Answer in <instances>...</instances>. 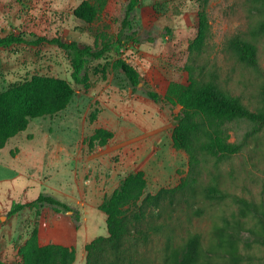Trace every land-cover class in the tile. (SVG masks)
<instances>
[{
  "label": "rangeland",
  "instance_id": "1",
  "mask_svg": "<svg viewBox=\"0 0 264 264\" xmlns=\"http://www.w3.org/2000/svg\"><path fill=\"white\" fill-rule=\"evenodd\" d=\"M81 1L0 0V36L12 33L24 39L0 46V92L33 74L64 78L74 89L65 109L32 118L25 130L0 149V259L6 264H20L18 248L33 229L40 245L71 247L75 251L72 264H86L85 244L107 235L106 215L98 206L123 177L143 170L146 195L174 187L188 171L187 155L171 142L180 106L163 95L170 83H186L188 44L196 33L199 0H136L129 16L132 29L123 25L130 0H90L98 12L89 23L73 14ZM205 10L209 34L199 62L255 110L264 102V31L259 29L264 22V0H207ZM234 37L255 44L256 68L238 61L230 44ZM55 38L93 49L111 45L101 58L86 62L87 88L72 80L69 55L52 41ZM117 58L138 71L140 85L129 83L114 65ZM147 90L158 92L161 99H150ZM97 127L111 130L113 136L105 145L89 148L87 138ZM253 127L242 120L227 125L229 140L245 138L247 145L220 161L217 171L223 187L264 204V126L249 134ZM202 167L199 184L205 172L212 170V162ZM40 194L54 196L71 210L29 205L8 214L13 204L31 202ZM234 203L229 198L211 205L197 200L199 212L194 215L177 198L165 211L170 230L162 234L169 233L175 242L195 230L206 234L211 214L219 215L229 205L238 212ZM239 213L245 227L259 224L257 217ZM218 221L224 225L222 216ZM240 246L257 256L252 264H264V242L256 239ZM162 247L159 239L156 253L147 252L143 264H162V253L156 251ZM154 254L158 259L154 260Z\"/></svg>",
  "mask_w": 264,
  "mask_h": 264
},
{
  "label": "trees",
  "instance_id": "2",
  "mask_svg": "<svg viewBox=\"0 0 264 264\" xmlns=\"http://www.w3.org/2000/svg\"><path fill=\"white\" fill-rule=\"evenodd\" d=\"M207 0H199L197 10V28L195 36L188 44V60L185 64L186 83H170L163 99L180 106L176 123L171 131L172 146L187 155L188 171L180 182L171 188H160L154 194L144 195L147 180L143 170L128 173L111 193L99 204V210L106 215L107 235H99L85 244L86 264H143L148 260L146 253L154 251L159 239L163 240L162 264H252L257 256L240 243L252 240L264 242V204L240 196L223 187L217 168L220 161L241 152L247 145L243 138L230 141L227 125L237 121L251 122L254 127L249 134L256 133L264 126V102L249 109L235 94L225 89L218 81L217 74L201 60L207 44L209 23L205 10ZM136 0H130L125 10L123 25L132 29L130 14L136 6ZM98 12L97 6L90 0H82L73 10L75 17L89 23ZM264 31V22L259 25ZM122 33V31L120 32ZM135 33L132 30L131 34ZM131 34H126L130 38ZM24 41L23 38L9 33L0 36V46ZM69 55L72 80L87 88L89 77L85 64L91 58H101L111 48L105 44L100 49L91 45H80L76 41L64 42L52 40ZM123 39L119 37V42ZM230 44L238 61L246 66H258L257 48L252 41L234 37ZM114 65L119 68L132 86L139 84L138 71L125 59L117 58ZM74 89L69 81L56 76L33 74L30 78L16 82L0 92V149L7 140L27 128L34 117L55 114L69 104ZM147 96L159 101L161 96L154 90H147ZM113 132L97 127L87 138L89 148L105 145ZM212 162V170L205 172L203 183L199 184L202 165ZM185 202L191 213L197 211L195 203L211 205L227 198L235 201V208L229 205L218 215L211 214L208 231L189 232L181 242H175L169 233L170 217L166 210L175 199ZM40 209L50 206L55 209L71 210L67 204L52 195L40 194L27 203L13 204L8 210L12 215L26 206ZM196 209V210H195ZM244 217H257L259 224L245 227ZM223 217L224 225L218 221ZM243 232L248 235L244 236ZM249 237H252L251 240ZM20 264H72L75 259L73 248L58 244L38 243L37 230L18 248ZM156 253V252H155ZM154 260L158 256L154 254ZM153 260V261H154ZM0 264H6L0 259Z\"/></svg>",
  "mask_w": 264,
  "mask_h": 264
},
{
  "label": "water",
  "instance_id": "3",
  "mask_svg": "<svg viewBox=\"0 0 264 264\" xmlns=\"http://www.w3.org/2000/svg\"><path fill=\"white\" fill-rule=\"evenodd\" d=\"M139 85H140V83H139Z\"/></svg>",
  "mask_w": 264,
  "mask_h": 264
}]
</instances>
